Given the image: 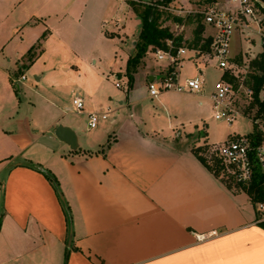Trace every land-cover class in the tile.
Masks as SVG:
<instances>
[{"label":"crops","instance_id":"obj_1","mask_svg":"<svg viewBox=\"0 0 264 264\" xmlns=\"http://www.w3.org/2000/svg\"><path fill=\"white\" fill-rule=\"evenodd\" d=\"M154 1L0 0V264H264L253 203L201 163L195 119L177 117L179 101L195 94L149 97L159 71L149 56L137 68L143 89L79 86L104 66L116 72L114 40L136 39L124 33L135 17L129 3ZM210 3L171 1L182 40L197 26L186 12ZM170 17L162 26L176 23ZM73 96L83 100L79 114ZM108 109L89 129L87 115ZM59 125L74 132L76 150L56 138Z\"/></svg>","mask_w":264,"mask_h":264},{"label":"built area","instance_id":"obj_2","mask_svg":"<svg viewBox=\"0 0 264 264\" xmlns=\"http://www.w3.org/2000/svg\"><path fill=\"white\" fill-rule=\"evenodd\" d=\"M213 2L204 10L186 12V15H199L201 24L210 27L212 34L202 33L197 43L193 39L182 40L179 46H175L173 40H167L165 49L151 53L156 62L164 64V68H160L148 82L147 91L151 98L165 92L201 94L204 93V79L199 65L218 70L220 74L209 94L212 119L223 121L230 127L238 118H243L251 124V129L243 135L232 133L219 145H204L207 148L201 154L205 158L206 154L210 156L208 164H216L218 175L215 176L223 183L247 188L255 168L264 172V80L256 86L254 77H260L262 72L251 65L253 60L264 54V4L260 0H224V6L219 8ZM161 9L171 12L170 7ZM167 28L173 38L182 32L179 23ZM234 34L246 43L257 36L262 47L258 56L250 61H246L245 53H240L239 59L231 56L230 43ZM186 62L198 72L197 76L181 78ZM20 80H24V76ZM115 87L119 88L120 84L116 82ZM72 105L78 114L83 111L80 97L73 96ZM109 114V109L89 113L88 128L95 129L108 119ZM253 208L255 224L264 226V200L253 203ZM196 239L202 241L205 237L196 236Z\"/></svg>","mask_w":264,"mask_h":264},{"label":"rangeland","instance_id":"obj_3","mask_svg":"<svg viewBox=\"0 0 264 264\" xmlns=\"http://www.w3.org/2000/svg\"><path fill=\"white\" fill-rule=\"evenodd\" d=\"M264 8V5H263ZM136 17V16H135ZM130 15L127 19V24L125 25V31L124 33L130 38L133 35L137 36L140 22L137 18ZM187 33H190L191 40L194 38V31L193 30H187ZM185 32V33H186ZM253 41L250 43H246L245 41H242L239 39L236 34L232 35L231 43H230V55L237 57V59L241 58L240 53H245L246 61L253 60L256 56H258V53L262 50V47L260 45V40L257 36L253 37ZM114 44L116 45L117 55H116V65L117 70L116 72L106 71L105 66L102 68V70L99 73H95L94 76L86 74L82 77L81 81L79 82L82 88H105L108 93H115L122 94L123 92L127 91L129 88L133 87H139L142 88V83L139 82L140 78L142 77L139 74H142V71L135 70L134 72H131L132 80L129 85V79L127 76V61L128 58L133 55L134 53V46H132L129 41H126L125 44L119 45V41L114 40ZM150 55L146 54V56H149L150 60V66L151 68H154V71H158L160 68H164V64L160 62H156L153 55L149 53ZM145 56V57H146ZM144 57V58H145ZM143 58V59H144ZM199 67L203 71V79H204V93L201 94H195V97L192 98H183L179 101L181 106V112L180 115L177 117H180L183 120H187L190 117L195 119V124H197V128L193 127V138L195 139L194 142H192V150H194L195 144H200L204 148V145L211 146V145H219L221 144L229 135L232 133L235 134H246L251 129V124L243 119L238 118L232 126L226 125L223 121H215L212 119L211 116V103L209 99V94L212 88V84L214 81L218 78L220 72L216 69L205 67L203 65H199ZM37 70V69H36ZM151 72H153L151 70ZM102 73H105L102 75ZM121 75V78L117 79V74ZM182 73L184 76L187 77H194L198 75V72L195 71V69L192 67V65L189 62H186L184 64V67L182 68ZM20 74V73H19ZM17 74V78H20V75ZM28 81L33 83L34 79L32 77V73L28 72L27 75ZM118 82L122 87L120 89H117L114 87V84ZM13 85V90L17 94V85L15 83ZM143 89V88H142ZM141 89V90H142ZM194 124V125H195ZM200 132H204V137L200 138ZM174 141L176 140L174 136ZM197 148V147H196ZM198 148H201L198 147ZM200 150V149H199ZM206 159H210V156L208 154L205 155Z\"/></svg>","mask_w":264,"mask_h":264},{"label":"trees","instance_id":"obj_4","mask_svg":"<svg viewBox=\"0 0 264 264\" xmlns=\"http://www.w3.org/2000/svg\"><path fill=\"white\" fill-rule=\"evenodd\" d=\"M171 1L172 0H155L151 4H141L136 2L129 3L136 18L140 22L139 30L134 41V53L128 58L127 61V76L129 79V85L132 80L130 73L134 72L139 67L147 53H152L156 49H165L167 40H173L175 46H179L182 42L181 36L173 38L172 34L169 32V29L167 27H162V22L166 19H169L170 15L167 11H164L161 8H168ZM213 1L214 0H211V2ZM170 19L176 23L181 22V19L177 17H170ZM196 21L197 26L195 28L193 38L195 43L201 40V34L203 32L201 17L199 15H196ZM107 35L109 37H113L112 34ZM204 47L205 46L202 48ZM31 51L32 50H29V54L27 55L28 63H30L34 57L33 54H30ZM251 65L256 69H260L262 72L260 77H254L255 84L258 86L264 80V54H261L258 59L253 60ZM192 151L206 168L213 171L215 175H218V168L216 167V164L210 166L208 164V160L202 155L205 153L206 148H196ZM31 167L33 169H39L35 165H32ZM46 176L49 181H51V184H53L61 199L56 180H52L51 176L48 174H46ZM228 187H231V185H228ZM234 188L245 192L252 203L264 200V172L260 171L258 168H255L252 181L247 188H241L239 185H236ZM62 204L65 210V215L67 216V221H69L68 209L66 206H64V203Z\"/></svg>","mask_w":264,"mask_h":264},{"label":"water","instance_id":"obj_5","mask_svg":"<svg viewBox=\"0 0 264 264\" xmlns=\"http://www.w3.org/2000/svg\"><path fill=\"white\" fill-rule=\"evenodd\" d=\"M264 4V0H260ZM153 79V78H152ZM150 79V81L152 80ZM54 135L56 138L64 142L69 146L71 150H76L77 149V140L74 132L65 127V126H57L54 130Z\"/></svg>","mask_w":264,"mask_h":264}]
</instances>
